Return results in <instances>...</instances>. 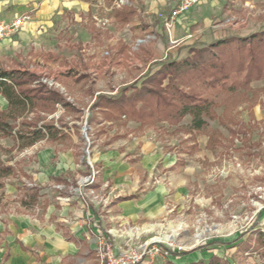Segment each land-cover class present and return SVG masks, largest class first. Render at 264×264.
Listing matches in <instances>:
<instances>
[{"label":"rangeland","instance_id":"obj_1","mask_svg":"<svg viewBox=\"0 0 264 264\" xmlns=\"http://www.w3.org/2000/svg\"><path fill=\"white\" fill-rule=\"evenodd\" d=\"M128 1L130 0H127L124 5H128ZM151 1L154 4L157 0L142 1V7L145 4L149 5ZM207 1L209 0H200V3L194 8L198 10V6L207 3ZM217 1L218 10L216 12L196 11L197 14L203 13L202 18L208 19H206L208 25L204 27L205 21L200 19L192 29L201 26L210 35L216 34L223 38L250 34L264 28V0ZM211 7L213 8L215 5H211L209 2L207 7L202 10ZM213 10L216 9L213 8ZM94 23L91 20L79 22L74 29V34L67 28L59 32L56 37L57 41L64 40L67 50L65 53L57 55V58H62V61L59 60L57 64L58 67L55 65L56 59L52 57H48L50 63L45 65L40 62L30 63L25 58H19L17 54L14 59L6 53H1L0 68L6 66L31 68L32 66L33 69H36L38 65L40 71H38L37 81L50 89L58 90L64 98L69 99L68 94L72 90L70 92V88L68 90L64 85L62 86L59 80V76L63 72L70 82L68 85L81 96H87L94 88L92 78L100 75L96 72L89 73L87 63L93 58L97 60L98 57L97 54L92 53L91 48L100 47L102 51L107 52L103 54V57L112 64L107 68L105 74L99 76L104 81L106 90L115 91L113 88L118 86L117 84L127 81L125 86H118L116 95H114L117 96L126 86L136 84L131 81L141 72L138 67H133L135 64H130L133 62L131 57L138 58V52V54L131 52V48L137 47L135 51L138 50L137 40L133 42L134 38L131 39L132 42L128 46L130 53H127L122 47L123 45L119 44L120 39L118 38H120L122 30L116 22L111 21L110 27H106V21L103 20L99 22V26ZM117 39L118 41H114ZM57 46L59 49L61 48V45L57 44ZM121 58L123 61L119 60ZM78 61L81 63L78 64ZM78 72H81L78 77H81L84 83L73 81L72 77ZM49 82H55L56 85L49 86ZM86 84L88 87L85 88ZM249 86L248 90H240L239 94L234 95L233 99L226 103L222 100L223 96L220 95L217 99L220 105L215 108L217 118L209 120L208 126L204 127L200 133L189 135L187 132L189 122L184 123L185 117L176 125H169L167 122H158L154 125L155 141L159 145L162 156L175 157V162L169 169L161 164L156 166L155 182L159 181L160 177L167 173V170H173L177 173L175 181L180 183L178 187L182 188L181 191L179 188L176 190L177 195L180 192L177 199L174 202L169 201V211L164 217L155 220V223L139 225L141 231L148 229L149 232L141 233L139 230V239L132 238V241L129 242L130 245H135L157 238L159 254L155 256L152 264H167L169 261L183 264L185 261L205 260L214 254L227 259L231 264H264V253L261 249L254 248L253 237L249 235L255 229H262L264 225V78L253 80ZM72 103L77 108L71 107L69 110H62V105L58 103L55 108L59 110H54L52 115L28 113L26 116L27 120L36 122L38 126L45 122H52L55 126L64 124L69 128L68 124H70L73 131H62L63 135L57 139L44 137L33 144L36 148L27 146L21 149L17 148V141L14 137L0 138V145L3 147V150H0V161L12 165L16 172V174L4 178L3 185L0 187V221L4 225L3 228L0 227V264H16L20 255L26 256L25 264L33 263L34 260L35 264L46 263L45 260H41L35 249L31 250L30 247L22 245L18 229L14 235L12 227L11 229L7 227L5 218L8 213H21L30 218L43 220V214L48 204L55 207V212L60 210L59 200L61 198L76 208L77 202L73 197L78 196L82 202L85 201L83 205H87L86 200L88 203L91 201L87 198L89 196L88 187L84 185L83 178L92 169L97 176L101 169L93 166L92 154L96 151H104L109 143L118 147L119 137L131 140L133 135L137 136L136 134L126 136L127 134L113 133V129L104 131L101 129L102 127L90 130L89 126L92 123L103 121L101 116L84 99H77ZM218 118H223L226 123L237 122V127L241 131H238V134L231 139L228 129L219 122ZM10 122L13 123V121ZM84 122H86V130L83 132ZM104 126L108 125L104 124ZM149 127L152 126L141 127L139 125L138 130ZM132 130L137 131L134 128ZM211 133H218L222 137V145L216 144L214 148L207 147ZM75 137L76 142L73 143L72 138ZM40 144L54 148L55 152L73 145L75 157L79 158L82 164L69 171L72 175L67 174L68 171L65 173V182H58L52 178L48 181H39L41 170L37 167L35 156L37 150L42 147ZM133 154L136 155L137 152L135 151ZM87 157L93 166L92 168L89 166V169H86L83 164V162L87 164ZM54 161L55 159L51 160L50 165H54ZM71 178L77 179V185H72L69 182ZM161 180L168 183L165 179ZM29 182L41 187L40 196L34 208L22 211L18 204V198L26 192L23 184ZM171 184L167 185L173 191ZM100 195L103 197L102 194ZM66 198L68 200H65ZM94 200L103 202L100 198ZM106 205L107 201L103 206ZM102 213L104 212L102 211ZM55 218L53 213L49 221L57 224L59 228L61 227L69 234V227L61 225L63 221H56ZM71 219L73 222L82 220L79 223L86 226V231L80 239L82 244H80V251L76 257H64L58 264H101L102 257L99 252L103 250V245L99 235L113 240L114 251L126 247L125 243L128 240L125 236L120 235L119 230L122 228L117 225L109 226L105 223L101 225V222L97 223L95 220L88 223L87 219L82 218ZM97 225H101V227L99 228ZM109 230H111V234L108 233ZM23 246L28 249L24 250ZM175 252H187V254L174 256ZM51 260L52 258L48 260V263L54 264Z\"/></svg>","mask_w":264,"mask_h":264},{"label":"crops","instance_id":"obj_2","mask_svg":"<svg viewBox=\"0 0 264 264\" xmlns=\"http://www.w3.org/2000/svg\"><path fill=\"white\" fill-rule=\"evenodd\" d=\"M142 1L146 2V0H130L128 5L118 7L114 4L115 0H0V21H12L21 15L27 17L17 33L0 42V55L6 53L15 59L17 54L19 58H25L30 63L37 64V62H40L45 65L50 63L48 57H52L56 59L55 65L58 67L57 64L62 58H57V55L65 53V50H67L65 48L66 42L64 40L57 41L56 38L62 29L67 28L74 34L75 27L83 20H91L97 26L103 20L106 21V27H110V22L114 21L122 30L119 35L120 38H118L120 39L119 44L123 45L122 47L125 48L127 53H130L128 46H130L132 38L135 42L146 35L154 36L153 39H146L145 42L138 45L137 51H135L137 47L131 48V52L139 53H137L138 58L134 56L133 59L131 57L133 60L131 63L124 60L131 65H136H133V67L141 69V72L131 81L132 83L136 82V85H138L147 75L160 67L163 62L183 58L187 56L191 47H202L221 38L216 34L210 35L201 26L192 29L200 19L205 21L204 27L208 25V19L206 17L202 18L203 13L197 14L196 11L216 12L218 10L217 0L207 1V3L210 2L211 5H215L213 8L216 10H213L212 7L202 10L207 7V3L198 6V10L192 8L177 18L169 32L164 27V19L167 13L165 0H157L154 4L151 1L149 5L145 4L143 7ZM118 39L114 41H118ZM57 44L61 45L60 49ZM91 51L97 54L100 60L98 57L97 60H94V58L90 60L87 63V71L89 73L96 72L100 75L92 78L94 88L91 89L89 95L81 96L80 93L71 88L68 85L70 82L62 71L61 76H59L61 85H64L68 90L70 88V92L72 90L68 94L69 99L65 98L67 101H71L72 107H76L72 102L77 101V99H84L91 106L99 96H114L118 86L127 84V81H123L117 84L118 86L112 87L115 91H107L104 81L99 76L105 74L107 68L112 64L103 57V54L107 52L102 51L100 47H93ZM119 60L123 61L122 58ZM80 63L78 61V64ZM63 65L66 64L63 63ZM15 67L6 66L2 68L27 70L37 76L38 71H40L38 65L36 69H33L32 66L31 68L25 66H22V68L20 66ZM80 73L78 72L72 77L74 82L84 83V80L78 77ZM93 74L95 75V73ZM86 87H88L87 84ZM7 106V100L0 94V110L6 109ZM61 108L65 110V107L62 106ZM55 110L59 109L55 108ZM184 120V123H188L190 117L186 116ZM111 123V121L103 120L101 123H92L89 127L92 131L94 128L102 127L101 129L104 131L113 129V133L127 134L126 136L136 134L137 136L133 135L131 140H127L126 137H119L118 147L109 143L104 151H96L92 154L93 166L95 165L96 168L101 169L99 174L94 176V182L89 187L107 198L106 206H103L106 202L91 199L90 195L87 196L91 201L90 204L86 200L87 205L84 206L85 201L82 202L78 196H75L73 198L77 202L76 208L64 202L61 198L59 200L60 210L55 212V207L48 204L43 214V220L30 218L21 213H8L5 218L8 224L7 227L10 229L12 227L14 235L16 229L20 232L19 239L23 243L22 245L30 247L31 250L35 249L41 260L46 261L45 264H49L48 260L51 258L54 264H58L62 261V258H75L79 253L80 244H82L80 239L86 231V226L79 223L82 220L73 222L71 218L75 220H78V218L87 219L88 223L95 220L97 223L101 222V225L105 223L109 226L117 225L119 228L130 225L143 226L144 224L155 223V220L163 218L166 212L169 211V201L174 202L180 195V192L178 195L176 194V190L179 188V191H181L182 188L178 187L180 183L175 181L176 171L167 170V173H164L159 181L155 182L156 166L161 164L169 169L175 162V157L162 156L159 145L155 141V127L143 128L139 131V123L131 120H119L114 124ZM104 124L108 126H104ZM68 125L69 128L64 124L56 127L65 132H68V130L73 131L72 126ZM133 128L137 131L132 130ZM72 142H76V137L72 138ZM31 146L36 148L35 145ZM135 151L137 152L136 155L133 154ZM35 158L37 167L41 170L39 181H48L52 178L58 182H65V173L68 171L67 174H70L69 171L82 164L80 159L75 157V147L73 145L55 152L54 148L43 144L37 150ZM53 159H55L54 165H50ZM84 166L86 167L85 164ZM87 173L89 174V172ZM161 179H165L168 183ZM76 180V178H71L69 182L72 185H77ZM167 184L172 185L173 191L170 190ZM53 213L56 221H63L61 225L69 227V234L67 231H63L61 227L59 228L57 224L49 221ZM70 215L71 217H69ZM101 225H97V227L100 228ZM1 226L4 227L0 221ZM153 226L155 228V225ZM24 246V250L28 249ZM90 248L93 249L91 246ZM25 258V255H20L15 263L25 264ZM30 264H35V260Z\"/></svg>","mask_w":264,"mask_h":264},{"label":"trees","instance_id":"obj_3","mask_svg":"<svg viewBox=\"0 0 264 264\" xmlns=\"http://www.w3.org/2000/svg\"><path fill=\"white\" fill-rule=\"evenodd\" d=\"M261 78H264V28L245 36H227L202 47H191L187 56L163 62L139 85L126 86L117 96H99L91 108L99 113L101 120L113 123L132 120L141 127L158 122L176 125L188 116L187 132L192 136L208 126L209 120L217 118L215 108L220 105L217 101L220 95L226 103L240 90H248L253 80ZM37 80L38 76L27 70L0 68V94L8 102L7 108L0 110V138L14 137L17 148L31 146L44 137L57 139L63 135L52 122L38 126L27 120L28 113L52 114L57 103L65 109L72 107L59 91ZM218 119L228 129L231 139L241 131L237 122ZM221 139L218 133H211L207 147L222 145ZM0 150H3L1 145ZM83 163L89 169V165ZM13 174H16L15 168L0 161V187L2 180ZM23 186L26 192L19 196L18 204L22 211H28L36 206L41 187L32 182ZM249 235L253 237L254 248L264 253V225ZM184 254L187 252H175L174 256ZM183 264L231 263L214 254L205 260Z\"/></svg>","mask_w":264,"mask_h":264},{"label":"built area","instance_id":"obj_4","mask_svg":"<svg viewBox=\"0 0 264 264\" xmlns=\"http://www.w3.org/2000/svg\"><path fill=\"white\" fill-rule=\"evenodd\" d=\"M127 3V0H115L114 4L116 6H122ZM167 13L164 19V27L167 32H169L170 28L173 26L174 22L191 10L192 8L196 7L200 0H165ZM27 19L26 16L21 15L15 18L12 21H0V42L4 39L10 38L12 35L17 33L20 28L23 26L25 20ZM105 24V23H104ZM154 36L146 35L144 38H139L136 41V45H140L141 43L145 42L146 39H153ZM49 86L56 85L55 82H49ZM61 90V89H60ZM83 132L86 130V122H84ZM87 164L92 168V162L87 157ZM95 172L92 169L91 172L83 178V183L85 186L88 187L87 192L89 193L92 199H99L106 202V197H102L100 194L96 193L94 189L89 187L94 182ZM64 199V198H63ZM65 200H68L66 198ZM139 230L141 231L140 227L137 225H131L122 227L119 230L120 235L125 236L126 240L125 248H121L119 251L113 250V240L106 237L104 238L102 235H99L101 239L103 250H101L100 256L102 257L101 264H152L155 256L159 254L158 243L159 240H155L154 238L150 239L149 241L139 242L135 245H130L129 242L132 241V238L139 239L138 234ZM149 232L148 229L141 231V233ZM111 234V230L109 232Z\"/></svg>","mask_w":264,"mask_h":264},{"label":"bare ground","instance_id":"obj_5","mask_svg":"<svg viewBox=\"0 0 264 264\" xmlns=\"http://www.w3.org/2000/svg\"><path fill=\"white\" fill-rule=\"evenodd\" d=\"M157 238H155V240H156Z\"/></svg>","mask_w":264,"mask_h":264}]
</instances>
